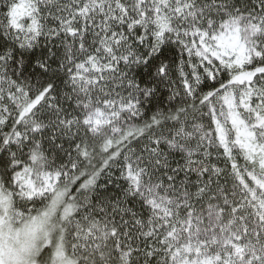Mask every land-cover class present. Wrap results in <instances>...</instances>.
Returning a JSON list of instances; mask_svg holds the SVG:
<instances>
[{"label":"snow or ice","instance_id":"snow-or-ice-1","mask_svg":"<svg viewBox=\"0 0 264 264\" xmlns=\"http://www.w3.org/2000/svg\"><path fill=\"white\" fill-rule=\"evenodd\" d=\"M0 264H264V0H0Z\"/></svg>","mask_w":264,"mask_h":264}]
</instances>
